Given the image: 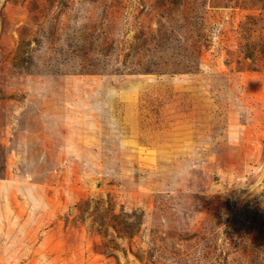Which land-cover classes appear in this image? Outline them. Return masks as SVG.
Segmentation results:
<instances>
[{"label": "rangeland", "instance_id": "rangeland-1", "mask_svg": "<svg viewBox=\"0 0 264 264\" xmlns=\"http://www.w3.org/2000/svg\"><path fill=\"white\" fill-rule=\"evenodd\" d=\"M0 264H264V0H0Z\"/></svg>", "mask_w": 264, "mask_h": 264}]
</instances>
